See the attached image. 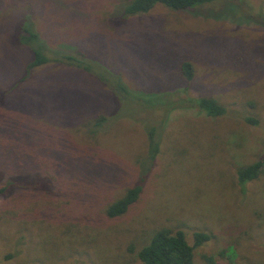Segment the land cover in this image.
Returning <instances> with one entry per match:
<instances>
[{
    "label": "rangeland",
    "instance_id": "1",
    "mask_svg": "<svg viewBox=\"0 0 264 264\" xmlns=\"http://www.w3.org/2000/svg\"><path fill=\"white\" fill-rule=\"evenodd\" d=\"M128 2L0 0V264H139L161 228L191 246L195 233L210 236L192 264H264V0L124 17ZM25 14L52 52L84 53L146 107L116 105L104 85L52 63L26 73L30 54L10 32ZM202 96L226 114L166 111ZM97 114L106 122L93 134L81 123ZM151 128L159 153L141 177ZM255 161L259 177L241 186L237 170ZM36 176L49 181L34 186ZM140 177L138 201L108 219Z\"/></svg>",
    "mask_w": 264,
    "mask_h": 264
},
{
    "label": "trees",
    "instance_id": "2",
    "mask_svg": "<svg viewBox=\"0 0 264 264\" xmlns=\"http://www.w3.org/2000/svg\"><path fill=\"white\" fill-rule=\"evenodd\" d=\"M211 1L214 0H129L123 9V15L124 17H128L137 14H146L156 4H160L172 11H183ZM15 19H17L15 21V26L10 31L13 34L12 39H15L16 44L25 47L30 54V60L25 67L26 73H30L36 68L52 63L86 74L96 82L104 85V87L110 90L112 102L116 105L117 103L135 102L137 105L140 104L146 107V105L140 102L142 101L140 97L134 96L127 89L118 75L111 74L103 67L99 66V64L88 59L82 52L77 51L73 54L63 53L61 55L57 52H52L36 31L30 16L25 14ZM180 74L187 82L193 80L194 68L189 61H183L180 64ZM167 104V112L174 108L191 107L198 109L211 118L222 117L226 114V108L213 97L202 96L196 98H183L174 103L169 102V104ZM114 114L115 111L113 110V116ZM92 116H90L87 121L81 123V125L91 126L93 134H96L106 122V117L102 114L94 115V117ZM80 119L82 122L85 118ZM245 121L254 126L258 124V121L251 117L245 118ZM159 146V138L155 134V129L151 128L148 136L147 159L144 160L145 162L143 161L144 163H141V177L150 173L151 166L159 153ZM261 168V161H255L240 167L237 170L238 183L241 186H245L247 183L256 180L261 173ZM141 177L134 185L130 186L120 198L116 199L105 208L104 213L108 219L111 220L123 216L138 201L144 183V179ZM48 179H40V177L36 176L34 179L36 181L34 186H39L37 183L41 181L42 184H44L43 182L46 180L49 181ZM18 180L19 179L11 180L8 187L12 184L16 185L15 182ZM6 189L7 187L0 188V195L3 194ZM193 239L194 243L191 246L187 243L185 234L182 230L172 231L168 228L156 230L150 234L147 243L138 249L136 256L139 264H192L194 249L209 241L210 236L206 233H195ZM131 250L132 246L129 248V251ZM207 261L213 264L210 258H208Z\"/></svg>",
    "mask_w": 264,
    "mask_h": 264
}]
</instances>
